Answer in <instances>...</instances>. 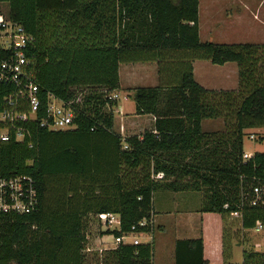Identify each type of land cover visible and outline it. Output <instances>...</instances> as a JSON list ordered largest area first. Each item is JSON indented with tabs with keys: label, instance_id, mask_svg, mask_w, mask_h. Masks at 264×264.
Segmentation results:
<instances>
[{
	"label": "trees",
	"instance_id": "1",
	"mask_svg": "<svg viewBox=\"0 0 264 264\" xmlns=\"http://www.w3.org/2000/svg\"><path fill=\"white\" fill-rule=\"evenodd\" d=\"M7 1L8 16L33 35L26 54L42 100L50 91L71 99L74 125L32 123V145L0 143L1 172L32 173L39 192L36 210L0 211V264H153V240L87 250V229L103 210L120 213L121 227L103 230L114 234L152 218L160 188L200 189L201 210L226 218L239 209L243 227L264 222V150L243 157L245 129L264 126V41L202 39L199 0ZM196 57L235 60L237 86L203 85ZM149 59L158 61L159 82L133 86V97L137 112L156 116L154 126L123 135L110 96L120 63ZM8 87L0 82V95ZM218 116L222 129L202 127ZM255 184L262 191L252 203ZM226 232L228 258L234 234ZM175 264H209L202 235L176 239ZM242 264H264V250L245 246Z\"/></svg>",
	"mask_w": 264,
	"mask_h": 264
},
{
	"label": "built area",
	"instance_id": "2",
	"mask_svg": "<svg viewBox=\"0 0 264 264\" xmlns=\"http://www.w3.org/2000/svg\"><path fill=\"white\" fill-rule=\"evenodd\" d=\"M32 39L33 35L26 30L22 23L12 19L4 11H0V82L9 86V89L0 95V121L2 122L0 143L11 138L17 140L28 138L29 144L32 145V123H37L48 129L68 128L74 125V109L71 99L61 98L51 91L47 93L45 101L40 96V86L33 77L30 59L26 54V47ZM117 95L118 91L110 94L112 97ZM247 135L250 139L263 142L264 127L259 130H249ZM255 150L244 148V159L252 156ZM253 190L255 194L252 203H256L261 195L262 187L260 184H255ZM38 207V186L32 173L7 174L0 170V211L30 212ZM230 214L240 217L241 211L234 209ZM98 217L107 227H121V216L117 211L103 210L98 213ZM151 221L152 218L144 216L138 222L133 223L130 229L115 234L112 243L100 245L89 243L86 249L101 251L106 247L115 246L119 242H141L144 240L142 236L147 231L140 229L139 226L147 225ZM263 227L264 222L261 220L252 226L256 231ZM92 264L102 263L99 260H94ZM235 264H242V262Z\"/></svg>",
	"mask_w": 264,
	"mask_h": 264
},
{
	"label": "crops",
	"instance_id": "3",
	"mask_svg": "<svg viewBox=\"0 0 264 264\" xmlns=\"http://www.w3.org/2000/svg\"><path fill=\"white\" fill-rule=\"evenodd\" d=\"M238 8L240 12L238 15L242 17L243 23L245 16L248 14L250 19H256L255 14L264 13V0H231ZM200 2V0H199ZM246 6H245V5ZM200 7V6H199ZM216 21V20H214ZM212 22V21H211ZM217 23V22H214ZM239 24V22H237ZM199 25H200V14H199ZM209 59V58H208ZM207 58L196 57L192 60L193 71L196 79L207 87H234L238 83V66H226L228 67L227 77L221 81L229 78L231 74L232 86H229L227 82L225 85L217 84L214 80L207 79L204 77L198 78L197 64L202 63L203 65L208 64ZM212 61V60H211ZM218 64V62H216ZM228 60L220 63L225 67ZM159 65L157 59L149 60H131L122 61L119 66L120 74V87L115 90L118 91V95L114 97L116 103L113 104L114 109V122L116 113H119V124L115 123L114 126L123 135L126 134H139L141 135L146 129L153 128L156 116L150 112H137L136 103L133 97V86L135 85H154L159 82ZM141 75L142 79H138L143 82H133V75ZM124 77V78H123ZM214 81V82H212ZM120 91L124 93L121 98ZM133 99V106L130 109H125V100L129 98ZM213 117H204L202 119V127L204 129H213L212 120ZM203 198V192L200 189H169L160 188L154 191L153 194V212H152V231H147L144 236H149L148 239L153 240L155 232L158 229L164 230L169 225H179L181 227L178 232L175 231L173 236L174 248L169 250L168 254L164 256V259H160L159 264H175V241L178 237H192V236H203L204 239V255L209 260V264H225L233 263L229 260L231 256V248L229 249L230 256L225 258L224 246H223V232L226 227V218L218 211L214 210H201V202ZM177 217L178 221H177ZM243 227V226H242ZM246 228V227H243ZM230 231V230H229ZM104 235V234H103ZM108 235V234H106ZM104 237V236H103ZM232 238V237H231ZM114 239L107 240L105 237L99 236L97 238L96 245L109 243ZM241 243V241H233L231 244ZM154 248V246H153ZM233 254V253H232ZM153 264H155V249ZM243 257L237 259L236 262H242Z\"/></svg>",
	"mask_w": 264,
	"mask_h": 264
},
{
	"label": "rangeland",
	"instance_id": "4",
	"mask_svg": "<svg viewBox=\"0 0 264 264\" xmlns=\"http://www.w3.org/2000/svg\"><path fill=\"white\" fill-rule=\"evenodd\" d=\"M245 5V4H244ZM199 14H200V36L202 39H212L215 41L222 42H235V41H264V13L263 15L257 13L255 14L256 19H250L248 14L243 19L238 15L240 12L237 6L231 0H200L199 2ZM246 6V5H245ZM0 7L2 11L6 14L9 12V4L7 0H3L0 2ZM216 20V21H214ZM212 21V22H211ZM217 22V23H214ZM239 22V24L237 23ZM208 59V58H207ZM208 64L203 65L202 63L197 64L196 74L198 78L214 80L217 84L225 85V83L231 79V74L229 78L224 81H221L227 77V69L226 66H237V62L235 60H228V63L220 65V63H216L208 59ZM238 74V73H237ZM124 78V77H123ZM133 78V82H143L138 79H142V76L137 74L131 76ZM212 81V82H214ZM227 84L232 86L231 82L228 81ZM237 86V85H236ZM235 87V86H234ZM219 88V87H214ZM116 91L115 89L111 90V93ZM119 93V92H118ZM120 96L123 98L124 93L120 91ZM126 105L125 109H130L133 106V99L129 96L128 99L125 100ZM110 104L108 105V107ZM115 123L119 124V113H116ZM212 120V128L213 129H222L224 127V119L222 116L213 117ZM264 126H255V127H247L244 135V147L255 150V149H264V141L261 142L259 140L250 139L247 135V132L250 130H259L263 129ZM177 217V221H178ZM152 222V221H151ZM150 222V223H151ZM226 224L228 228L230 227V233L223 232L228 236V239L231 238V242L233 241H241V243L231 244V256L229 260L232 262L236 261L243 257V249L245 246L254 247L256 249L264 250V227L256 231L252 227L243 228L240 222L239 216H230L227 217ZM88 237L89 243L96 244L97 238L102 236V238H106L107 240L114 239L113 232L103 231L107 228L105 223L97 220L95 218L91 219L88 224ZM179 225H169L167 224L164 230L158 229L155 232L154 238V248H153V257H154V249H155V264H159L160 259H164V256L168 254L169 250L172 247L174 248L173 236L175 231L178 232ZM103 231V232H102ZM104 234V235H103ZM108 234V235H106ZM223 234V239H224ZM225 235V237H226ZM104 236V237H103ZM230 236V237H229ZM144 239H148L149 236H142ZM109 243H112L110 241ZM233 253V254H232ZM154 261V260H153ZM215 264V261H212Z\"/></svg>",
	"mask_w": 264,
	"mask_h": 264
}]
</instances>
